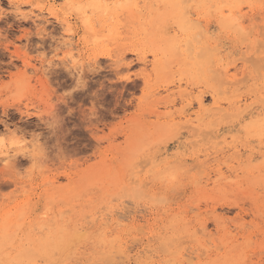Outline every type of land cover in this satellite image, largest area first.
<instances>
[{
  "label": "rangeland",
  "instance_id": "obj_1",
  "mask_svg": "<svg viewBox=\"0 0 264 264\" xmlns=\"http://www.w3.org/2000/svg\"><path fill=\"white\" fill-rule=\"evenodd\" d=\"M91 1L0 0V264H264V0Z\"/></svg>",
  "mask_w": 264,
  "mask_h": 264
},
{
  "label": "bare ground",
  "instance_id": "obj_2",
  "mask_svg": "<svg viewBox=\"0 0 264 264\" xmlns=\"http://www.w3.org/2000/svg\"><path fill=\"white\" fill-rule=\"evenodd\" d=\"M132 1H133V0H132ZM135 1H136V0H134L133 2H135ZM211 1H212V0H211ZM213 1H214V0H213ZM68 2H70V1H68ZM99 2H100V1H98V0H96V1H93V0H92L88 5H85V6H79L78 9L81 10L82 13H84V10H85L86 7H90V8L93 9V10H101V9H102V11L104 10V8L107 9L106 7H102L101 4H100ZM70 3H71V2H70ZM82 3H83V2H81V4H82ZM74 4H75V3H74ZM84 4H85V3H84ZM174 4H176V6H177V5L180 6V3H178L177 1L175 2V0H174ZM181 4H182V3H181ZM48 5H49V4H48ZM52 5H53V4H52ZM52 5H51L49 8H47V12H48L50 15H54V16H56L57 13L55 12V9L53 8ZM79 5H80V4H79ZM131 5H132V3H131ZM19 6H20V5H19ZM19 6H17V7H19ZM41 6H43V5H41ZM73 6H74V5H73ZM104 6H105V5H104ZM133 6H137V4L135 3V5H133ZM38 7H39V6H38ZM131 7H132V6H131ZM137 7H139V6H137ZM181 7H182V6H180V8H181ZM17 9H19V8H17ZM19 10H20V9H19ZM39 10H40V9H39ZM242 10H243V9H242ZM20 11H21V10H20ZM87 11H88V10H87ZM224 11H225V10H222V11L220 12L221 16H225V15H224V13H225ZM105 12H106V10H105ZM229 12L231 13L230 16H232V20H229V22H231V23L234 22V23H235V22H236V21H235L236 18L233 19V17H236V16H237V15H236V11H234L232 8H230V9H229ZM21 13H22V12H21ZM85 13H86V12H85ZM85 13H84V14H85ZM94 13H96V12H94ZM92 14H93V13H92ZM104 14H105V13H104ZM181 15H182V14H181ZM105 16H106V15H105ZM239 16H241V15H239ZM239 16H237V17H239ZM37 17H38V16H37ZM180 17H181V16H180ZM180 17H179V19H180ZM241 17H242V16H241ZM84 18H85V17H84ZM92 18H93V17H92ZM166 18H167V17H166ZM85 19H86V20H85L86 23H87L89 26H91V28H90V27H87V28H88L87 30H89V29L92 30V27H93V25H94V24L92 25V22H94V21H92L93 19L90 20L88 17H86ZM164 19H165V18H164ZM225 19H226V17H224V20H223V19H221V20H222V22H223V21L226 22L225 25H228L229 23H228V21H226ZM239 19H240V18H239ZM239 19H238V20H239ZM162 20H163V19H162ZM181 20H182V19H181ZM233 20H234V21H233ZM178 21H179V20H178ZM161 22H162V21H161ZM184 22H185V21H184ZM184 22H183V23H184ZM187 22H188V21H187ZM162 23H163V22H162ZM183 23H182V24H183ZM239 23H241V22H239ZM242 23H243V22H242ZM177 24H178V23H177ZM237 25L239 26V24H237ZM85 26H86V25H85ZM174 28H175V27H174ZM174 30H176V29H174ZM144 31H145V30H144ZM184 31H185V29H184ZM184 31H183V32H184ZM177 32H178V31H177ZM198 34H199V33H197V35H198ZM201 34H202V32H201ZM173 35H174V34H173ZM179 35H180V34H179ZM191 35H192V34H191ZM197 35H195V36H197ZM171 36H172V35H171ZM189 36H190V34H189ZM189 36H188V37H189ZM195 36L193 35V37H195ZM69 38H70V37H69ZM171 38H172V37H171ZM178 38H179V37H178ZM182 38H183V37H182ZM195 38H196V37H195ZM192 39H193V38H192ZM70 40H71V39H70ZM175 40H177V38L174 37V41H175ZM187 40H188V39H187ZM159 42H160V41H159ZM170 42H171V41H170ZM170 42H169V43H170ZM159 44H160V43H159ZM161 44H163V43H161ZM176 44H177V43H176ZM178 44H179V43H178ZM206 44H207V43H206ZM65 45H67V44L65 43ZM168 45H169V44H168ZM173 45H174V43H173ZM173 45H170V46H173ZM186 45H187V44H186ZM200 45H201V44H200ZM203 45H205V44H203ZM69 46H70V43H69ZM69 46H68V47H69ZM207 46H208V45H207ZM71 47H72V46H71ZM161 47H162V46H161ZM161 47L159 46V48H161ZM200 47H201V46H200ZM204 47H205V46H204ZM208 47H209V46H208ZM171 48H172V47H171ZM174 48H175V47H174ZM176 48H177V47H176ZM194 48H195V47H194ZM68 49H69V48H68ZM177 49H178V48H177ZM191 49H192V48H191ZM69 50H70V49H69ZM186 50L190 51L189 49H186ZM72 52H73V51H72ZM70 53H71V50H70ZM177 53H179V52H177ZM192 53H193V52H192ZM194 53H195V52H194ZM138 54H139V53H138ZM139 55H140V54H139ZM153 55H154V56H157V55H158L157 50H153ZM188 55H189V54H188ZM177 56H178V55H177ZM191 56H192V55H191ZM189 57H190V56H189ZM190 58H191V57H190ZM192 59H193V57H192ZM197 59H198V56H197ZM199 59H201V58H199ZM157 60H158V59H157ZM209 61H210V60H209ZM142 63L144 64V66H147L148 60H147L146 55H143ZM210 63H211V62H210ZM216 71H218V70H216ZM224 72H225V74L227 75V76H226V77H227L226 79H228V78L231 79V80L233 79L232 77H230V76L228 75L229 70H228L227 68H224ZM217 74H218V73H217ZM225 74H224V75H225ZM233 76H234V75H233ZM234 77H235V76H234ZM223 79H225V78H223ZM234 79H235V78H234ZM236 80H237V79H236ZM223 82H224V81H223ZM226 82H227V81H226ZM227 84H228V83H227ZM229 84H231V83H229ZM263 89H264V87H263ZM253 93H254V92H253ZM233 96H234V95H233ZM233 96H231V97H233ZM256 97H257V96H256ZM258 97H259V96H258ZM202 99H203V98H200V99L198 100V104H199L200 106H201L202 103H203V102H202ZM253 100H254V99H253ZM260 100H261V99H260ZM232 102H233V100H232ZM239 102H240V101H239ZM256 102H260V101H256ZM233 103H234V102H233ZM233 103H232V104H233ZM249 104H250V103H249ZM249 104H248V106H246V107H249V108H250L251 104H250V106H249ZM252 104H255V103L252 102ZM216 105H217V104H216ZM228 105H229V104H228ZM233 105H234V104H233ZM240 105H242V104H240ZM231 106H232V105H231ZM234 106H235V105H234ZM238 107H239V106H238ZM246 107H243L244 110H245V109L247 110ZM211 108H212V107H211ZM214 108H216V110H217L218 107H214ZM231 108H232V107H231ZM243 108H242V109H243ZM218 109H219V108H218ZM220 109H221L222 111H224V110H223V109H224L223 107H221ZM208 110H209V109H208ZM212 110H213V109H212ZM225 110H226V109H225ZM235 110H237V108H235ZM244 110H243V111H244ZM218 111H220V110H218ZM232 111H233V110H232ZM240 111H241V110H240ZM240 111H237V114H238ZM152 113H153V112H152ZM225 113H226V112H225ZM220 114H221V113H220ZM223 114H224V113H223ZM226 114H228V113H226ZM226 114H225V115H226ZM230 114H231V113H230ZM235 114H236V113H235ZM10 158H11L10 155L7 154L6 156H4V158H3V162H4V161H6V162L9 161ZM130 165H131V164H130ZM133 165H134V164H133ZM120 171H121V170H120ZM131 173H133V172H131ZM130 175H131V174H130ZM131 178H132V177H131ZM135 180H136V179H135ZM136 181H137V180H136ZM131 182H132V181H131ZM131 182H130V183H131ZM133 182H134V181H133ZM216 217H217V216H216ZM215 219H216V218H215ZM217 219H218V218H217ZM215 222H216V221H215ZM217 222H218V221H217ZM217 222H216V223H217ZM235 222H237V220H235ZM236 224H238V223H236ZM242 225H243V224H242ZM42 226H43V225H42ZM235 226H236V225H235ZM45 227H46V226H45ZM61 229H63V228L61 227ZM5 233H6V232H5ZM65 233H66V232H65ZM76 233H77V232H76ZM77 237H78V236H77ZM46 238H47V237H46ZM112 241H113V240H112ZM60 242H61V241H60ZM111 244H112V243H111ZM113 246H114V245H113ZM118 247H119V246H118ZM113 248H114V247H113ZM116 251H117V250H116ZM120 253H121V252H120ZM5 255H6V256H5ZM5 255H4L5 257H8L7 254H5ZM10 259H12V257H11ZM10 261H11V260H10Z\"/></svg>",
  "mask_w": 264,
  "mask_h": 264
},
{
  "label": "clouds",
  "instance_id": "obj_3",
  "mask_svg": "<svg viewBox=\"0 0 264 264\" xmlns=\"http://www.w3.org/2000/svg\"><path fill=\"white\" fill-rule=\"evenodd\" d=\"M4 15V9L0 8V17H2Z\"/></svg>",
  "mask_w": 264,
  "mask_h": 264
}]
</instances>
